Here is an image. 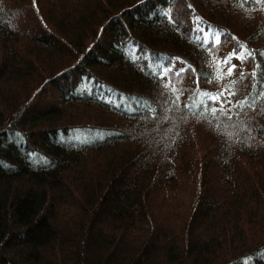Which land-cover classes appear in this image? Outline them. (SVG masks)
<instances>
[{"label":"trees","instance_id":"obj_1","mask_svg":"<svg viewBox=\"0 0 264 264\" xmlns=\"http://www.w3.org/2000/svg\"><path fill=\"white\" fill-rule=\"evenodd\" d=\"M0 264H264V0H0Z\"/></svg>","mask_w":264,"mask_h":264},{"label":"snow or ice","instance_id":"obj_2","mask_svg":"<svg viewBox=\"0 0 264 264\" xmlns=\"http://www.w3.org/2000/svg\"><path fill=\"white\" fill-rule=\"evenodd\" d=\"M218 41H219V36H217V42H218ZM234 67H235V65H233L232 68H229V69H228V73H229V75H231L232 70H233ZM222 95H223V93H219L217 96L211 97V99H213V100H215V99H219V97L222 96ZM232 95H235V94L233 93ZM222 102H223V101H222ZM238 103L241 104V105H243L244 103H247V100L245 99V100H243V101H239ZM212 111L215 112L216 109H212Z\"/></svg>","mask_w":264,"mask_h":264},{"label":"bare ground","instance_id":"obj_3","mask_svg":"<svg viewBox=\"0 0 264 264\" xmlns=\"http://www.w3.org/2000/svg\"><path fill=\"white\" fill-rule=\"evenodd\" d=\"M113 101V100H112ZM127 103V102H126ZM128 104V103H127ZM129 107V106H128Z\"/></svg>","mask_w":264,"mask_h":264}]
</instances>
